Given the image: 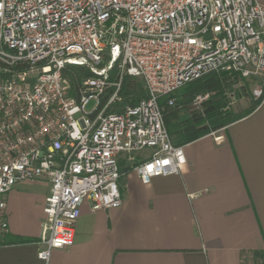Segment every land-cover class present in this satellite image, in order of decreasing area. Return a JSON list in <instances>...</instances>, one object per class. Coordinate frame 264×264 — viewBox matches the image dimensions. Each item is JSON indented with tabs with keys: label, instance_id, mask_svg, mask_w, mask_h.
<instances>
[{
	"label": "built area",
	"instance_id": "obj_1",
	"mask_svg": "<svg viewBox=\"0 0 264 264\" xmlns=\"http://www.w3.org/2000/svg\"><path fill=\"white\" fill-rule=\"evenodd\" d=\"M67 65L93 74L77 94ZM220 72L258 80L252 95L263 100L264 0H0V235L12 188L46 181L36 257L51 264L73 245L83 204L121 206L120 156L149 152L131 170L143 184L178 175L186 159L158 101ZM123 76L140 80L146 98L114 112Z\"/></svg>",
	"mask_w": 264,
	"mask_h": 264
},
{
	"label": "crops",
	"instance_id": "obj_2",
	"mask_svg": "<svg viewBox=\"0 0 264 264\" xmlns=\"http://www.w3.org/2000/svg\"><path fill=\"white\" fill-rule=\"evenodd\" d=\"M182 148L178 175L143 184L121 171L119 208L91 212L83 204L73 245L53 251L51 264H244L263 250L264 98L249 115ZM48 191L41 180L7 194L0 242H30L0 246V264H43L36 253Z\"/></svg>",
	"mask_w": 264,
	"mask_h": 264
},
{
	"label": "trees",
	"instance_id": "obj_3",
	"mask_svg": "<svg viewBox=\"0 0 264 264\" xmlns=\"http://www.w3.org/2000/svg\"><path fill=\"white\" fill-rule=\"evenodd\" d=\"M62 75L67 80L71 91L76 94L82 81L93 76L91 72L78 65L65 66ZM226 76L221 72L205 75L184 85L174 94L159 99L163 123L173 145L184 146L211 132L222 129L249 115L259 106L262 99L253 100L254 102L248 109L227 119L226 114L222 112L225 108L224 90L228 85ZM117 77L116 68L113 66L109 72V79L115 81ZM250 81H255V79ZM246 84L249 83L244 81L243 85ZM198 95H208V97L201 102L198 108H195L192 106V102ZM145 98L146 92L142 83L135 78L123 76L120 88L121 100L117 105L111 107V111L119 112L122 107L135 106ZM169 101L172 103L169 104ZM140 160L141 158L134 154L125 155L118 162L119 171H131ZM28 242H30L28 239L8 238L0 242V246L20 245ZM250 255L254 257L256 264H264V249L252 251Z\"/></svg>",
	"mask_w": 264,
	"mask_h": 264
},
{
	"label": "rangeland",
	"instance_id": "obj_4",
	"mask_svg": "<svg viewBox=\"0 0 264 264\" xmlns=\"http://www.w3.org/2000/svg\"><path fill=\"white\" fill-rule=\"evenodd\" d=\"M228 85L225 88V108H223V114H226L227 119L231 118L232 116L240 114L242 111L248 109L251 105L253 100H257L253 97L252 91L258 84V80L250 81L247 80L246 82L249 83L246 87L244 81L238 80L235 76H226ZM138 80V79H137ZM140 81V80H138ZM242 86V88H241ZM246 88V89H245ZM208 97V95H206ZM206 97V99H207ZM94 101L91 100L85 107L86 112H90L94 107ZM226 120V119H225ZM149 152L145 151L139 154H134L141 159L148 156ZM244 264H256V260L250 254L245 259Z\"/></svg>",
	"mask_w": 264,
	"mask_h": 264
},
{
	"label": "water",
	"instance_id": "obj_5",
	"mask_svg": "<svg viewBox=\"0 0 264 264\" xmlns=\"http://www.w3.org/2000/svg\"><path fill=\"white\" fill-rule=\"evenodd\" d=\"M116 55H117V51L116 50L112 51L111 60H110V63L108 64L109 67H111L112 63L114 62Z\"/></svg>",
	"mask_w": 264,
	"mask_h": 264
}]
</instances>
